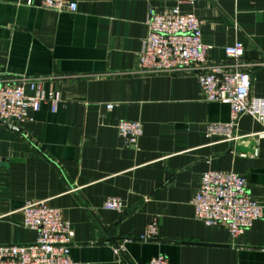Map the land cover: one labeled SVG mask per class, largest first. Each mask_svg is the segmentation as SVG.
<instances>
[{"label": "crops", "instance_id": "crops-1", "mask_svg": "<svg viewBox=\"0 0 264 264\" xmlns=\"http://www.w3.org/2000/svg\"><path fill=\"white\" fill-rule=\"evenodd\" d=\"M68 1L75 12L0 0V86L34 84L60 98L55 112L43 104L21 123L0 121V245L36 241L21 209L43 201L70 224V256L82 264L160 255L170 264H264V135H255L264 121L243 116L231 141L207 138V125L229 122L230 111L206 102L197 81L214 67L239 69L264 100V0ZM173 7L201 21L205 64L140 70L149 13ZM235 42L244 48L237 67L224 54ZM120 121L140 123L135 145L118 136ZM206 171L244 176L261 219L236 236L198 220L192 201ZM111 198L121 210L103 208Z\"/></svg>", "mask_w": 264, "mask_h": 264}, {"label": "built area", "instance_id": "built-area-1", "mask_svg": "<svg viewBox=\"0 0 264 264\" xmlns=\"http://www.w3.org/2000/svg\"><path fill=\"white\" fill-rule=\"evenodd\" d=\"M25 4L31 7L34 0H25ZM40 5L56 12L76 11V4L68 0H40ZM201 36V21L195 15L183 14L178 7L151 11L146 21L144 49L138 56V68L147 72H176L202 67L207 48L202 44ZM224 54L232 66L237 67L244 55L242 43L235 42L226 47ZM197 81L206 102L227 105L230 111L229 122L207 125V138L231 141L243 116L263 123L264 100L250 95L251 78L247 72L214 67L198 74ZM59 102L58 94L40 90L34 84L26 87L23 83H6L0 86V120L21 123L27 119L28 111L36 113L43 104H48L55 112ZM113 108V104L106 105L108 111ZM117 133L126 145L133 146L141 136L142 127L138 122L120 121ZM255 135L262 138L264 132ZM192 206L195 217L207 227L224 225L231 236L249 229L262 217L261 205L247 192L245 177L233 172H204ZM103 208L119 211L122 204L111 198L105 201ZM21 214L23 226L36 231L37 239L27 245H0V264H82L70 256L75 234L58 209L48 207L43 201H33L23 205ZM155 235L156 225L151 224L145 238ZM148 264L170 263L160 255Z\"/></svg>", "mask_w": 264, "mask_h": 264}, {"label": "water", "instance_id": "water-1", "mask_svg": "<svg viewBox=\"0 0 264 264\" xmlns=\"http://www.w3.org/2000/svg\"><path fill=\"white\" fill-rule=\"evenodd\" d=\"M40 1V0H39ZM0 121H2V120H0Z\"/></svg>", "mask_w": 264, "mask_h": 264}]
</instances>
